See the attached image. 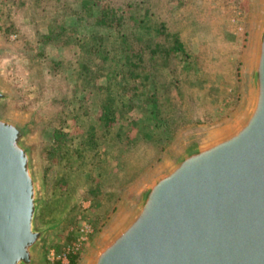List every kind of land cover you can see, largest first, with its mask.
Returning <instances> with one entry per match:
<instances>
[{"label": "rangeland", "instance_id": "obj_1", "mask_svg": "<svg viewBox=\"0 0 264 264\" xmlns=\"http://www.w3.org/2000/svg\"><path fill=\"white\" fill-rule=\"evenodd\" d=\"M167 2L164 16L170 26L186 29L193 56L158 75L165 86L157 90L156 120L147 95L123 106L121 86H112L113 94L105 77L81 75L97 10L80 15L81 0H0L1 113L23 126L35 160L37 226L46 233L37 264H55L51 254L76 242L84 226L88 240L71 263L88 264L149 178L186 144L233 124L249 102L261 0ZM55 23L64 25V38L38 42ZM52 62L63 66L54 69ZM146 85L156 88L152 81ZM108 98L116 100L109 127L100 119Z\"/></svg>", "mask_w": 264, "mask_h": 264}, {"label": "water", "instance_id": "obj_2", "mask_svg": "<svg viewBox=\"0 0 264 264\" xmlns=\"http://www.w3.org/2000/svg\"><path fill=\"white\" fill-rule=\"evenodd\" d=\"M260 7L242 115L151 176L88 264H264V0ZM3 97L0 264H37L40 183L23 126L1 113Z\"/></svg>", "mask_w": 264, "mask_h": 264}, {"label": "trees", "instance_id": "obj_3", "mask_svg": "<svg viewBox=\"0 0 264 264\" xmlns=\"http://www.w3.org/2000/svg\"><path fill=\"white\" fill-rule=\"evenodd\" d=\"M119 1L81 0L80 15L93 10H97L99 14L94 25L97 32L93 35L87 55H84L80 63L81 75H86L88 79L105 77V87L113 94L115 91L112 86H121L123 106L127 100L133 103L135 99L147 95L148 103L152 104L150 113L157 120L159 105L156 94L158 89L165 86L159 85L158 75L172 63H181L193 56L185 39L186 29L170 26L165 18L164 8L168 0H128V3ZM54 25L51 26L50 33L42 35L38 42L48 44L64 38V25ZM52 64L54 69L63 66V62ZM138 80L141 82L137 83ZM149 81L156 87L154 91L148 89L149 85L146 84ZM142 88L145 90L139 94L138 91ZM131 92L134 96L129 99L128 93ZM109 100L108 98L101 107L100 115L107 127L114 122L110 115L116 103L112 99L109 104ZM153 136L150 134L147 140L152 141Z\"/></svg>", "mask_w": 264, "mask_h": 264}, {"label": "built area", "instance_id": "obj_4", "mask_svg": "<svg viewBox=\"0 0 264 264\" xmlns=\"http://www.w3.org/2000/svg\"><path fill=\"white\" fill-rule=\"evenodd\" d=\"M89 234L88 226L81 228L78 240L68 246L62 253L56 255L55 252L51 254L50 260L55 264H72L71 259L73 256L78 255L81 248L88 240L87 236Z\"/></svg>", "mask_w": 264, "mask_h": 264}]
</instances>
